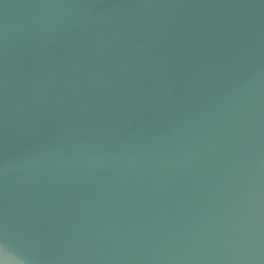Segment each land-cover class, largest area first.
<instances>
[{
  "label": "water",
  "instance_id": "obj_1",
  "mask_svg": "<svg viewBox=\"0 0 264 264\" xmlns=\"http://www.w3.org/2000/svg\"><path fill=\"white\" fill-rule=\"evenodd\" d=\"M264 264V0H0V264Z\"/></svg>",
  "mask_w": 264,
  "mask_h": 264
},
{
  "label": "clouds",
  "instance_id": "obj_2",
  "mask_svg": "<svg viewBox=\"0 0 264 264\" xmlns=\"http://www.w3.org/2000/svg\"><path fill=\"white\" fill-rule=\"evenodd\" d=\"M18 264H22V261L21 262H18Z\"/></svg>",
  "mask_w": 264,
  "mask_h": 264
}]
</instances>
